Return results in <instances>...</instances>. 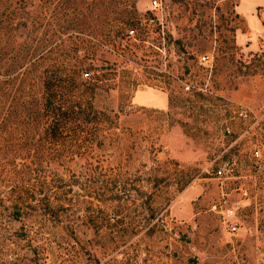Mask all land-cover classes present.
Listing matches in <instances>:
<instances>
[{
  "label": "rangeland",
  "instance_id": "374dc122",
  "mask_svg": "<svg viewBox=\"0 0 264 264\" xmlns=\"http://www.w3.org/2000/svg\"><path fill=\"white\" fill-rule=\"evenodd\" d=\"M237 1L0 0V104L28 108L0 116V264H264V41L236 39L264 0ZM47 71L79 73L65 122Z\"/></svg>",
  "mask_w": 264,
  "mask_h": 264
},
{
  "label": "trees",
  "instance_id": "16d2710c",
  "mask_svg": "<svg viewBox=\"0 0 264 264\" xmlns=\"http://www.w3.org/2000/svg\"><path fill=\"white\" fill-rule=\"evenodd\" d=\"M71 0H65L66 3H69ZM90 13L92 14V10L90 11ZM83 23H85L86 28H89L88 24L83 21ZM29 71H23V72H18V75L13 77V76H9L8 78L12 77V80H15L17 78H21L23 75L27 74ZM35 72H33V78L36 77V74L34 75ZM7 74V73H6ZM71 74H73V77H66L65 76H61L60 72H53V71H47V72H42V75L40 73L37 74L36 79L39 80V82L41 83V86L43 88V113L44 116H58L60 119H62L63 122H65L66 117L69 116V112L74 113L75 110H71L68 111L67 108H62V98H60L61 95H59L58 92V84H60L63 81H67L68 83L71 82L75 83V79L76 77L79 75L78 72H72ZM67 75V74H66ZM42 76V77H41ZM68 76V75H67ZM7 78V77H6ZM6 78L3 76V74H0V91L2 90L1 88V84H6ZM23 82V80L21 81ZM59 95V97H58ZM3 94H0V97H2ZM61 101V103L57 106L56 105V101L59 100ZM28 108L26 106H23L22 108H17L16 105L14 104H8L7 110L4 113V106H3V102L0 104V116H22L21 112L27 110ZM27 113V112H26ZM28 116H33V115H28ZM52 121V120H51ZM63 127V126H62ZM53 126L51 124H49L48 126H46L44 128L45 132L51 136L50 131L53 130L52 129ZM55 136V134H54ZM180 179V178H179ZM188 179L187 180H175V187L174 190L175 191H180L182 190L185 185L188 183ZM172 198H169V200L167 201V203L170 202Z\"/></svg>",
  "mask_w": 264,
  "mask_h": 264
},
{
  "label": "crops",
  "instance_id": "0c3cea01",
  "mask_svg": "<svg viewBox=\"0 0 264 264\" xmlns=\"http://www.w3.org/2000/svg\"><path fill=\"white\" fill-rule=\"evenodd\" d=\"M239 1V0H238ZM237 1V2H238ZM238 4V3H237ZM236 4V12L239 14L238 5ZM264 13V6H256V20L252 19V23L249 20H245L240 14V17L243 18L245 21L244 23V29H242L237 34V43L239 46H243L245 49H248L250 51H256L257 49H253L252 47V35L254 32L256 34V43H258V49L260 48L259 42L264 41V16L262 15ZM240 35H243L244 38H242V41L239 42ZM262 43V42H261ZM168 106V97H167V104L163 106L162 108H165Z\"/></svg>",
  "mask_w": 264,
  "mask_h": 264
},
{
  "label": "built area",
  "instance_id": "2783aa9c",
  "mask_svg": "<svg viewBox=\"0 0 264 264\" xmlns=\"http://www.w3.org/2000/svg\"><path fill=\"white\" fill-rule=\"evenodd\" d=\"M160 6H161V0H150V7H151V9H153V10H157V9L160 8ZM133 33H134V30H132V29H130V30L128 31V35H132ZM201 59L204 60V61H206V60H208V56H207V55H206V56H202ZM84 75L87 76L88 73H85ZM223 171H224V167L222 166V167H220V168L216 171V173H217V175H222V174H223ZM229 212L232 213L231 210L228 211V213H229ZM235 228H236L235 225H232V226H231V229H232V230H234Z\"/></svg>",
  "mask_w": 264,
  "mask_h": 264
}]
</instances>
